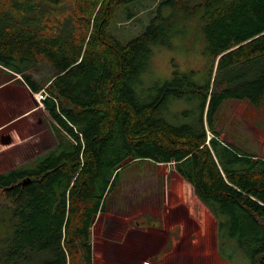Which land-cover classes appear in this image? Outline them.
<instances>
[{"label": "trees", "instance_id": "obj_1", "mask_svg": "<svg viewBox=\"0 0 264 264\" xmlns=\"http://www.w3.org/2000/svg\"><path fill=\"white\" fill-rule=\"evenodd\" d=\"M139 1L0 0V68L31 92L47 86L45 109L69 138L0 173V212L12 227L0 264H76L80 252L95 264L93 227L136 160L173 164L219 235L226 227L252 264H264V160L207 133L226 100L264 101V0H159L143 32L122 43L112 20ZM186 20L200 25L214 84L175 72L146 95L141 77L154 47L171 48ZM177 99L197 103L192 121L171 122Z\"/></svg>", "mask_w": 264, "mask_h": 264}, {"label": "rangeland", "instance_id": "obj_2", "mask_svg": "<svg viewBox=\"0 0 264 264\" xmlns=\"http://www.w3.org/2000/svg\"><path fill=\"white\" fill-rule=\"evenodd\" d=\"M158 1L141 0L118 9L110 32L122 43L138 36ZM177 31L171 48L154 47L150 69L141 77L140 91L146 95L155 94V85L173 79L175 72L192 75L200 84L211 77L214 84L217 67L205 54L200 25L196 20L182 21ZM11 78L0 69V127L5 125L0 131V173L34 161L68 138L20 76L2 86ZM196 109V102L177 99L168 106V114L172 123L184 124L193 120ZM207 133L210 140L216 135L237 151L264 160V101L256 106L248 100H226L215 115L213 130L207 123ZM5 202L0 197V205ZM2 213L1 243L12 233L10 213ZM96 222L92 233L95 264H252L238 241L227 237L226 227L219 235L216 219L173 164L130 161L107 199V213ZM113 224L116 232L110 245L105 235ZM76 264H83L81 252Z\"/></svg>", "mask_w": 264, "mask_h": 264}, {"label": "built area", "instance_id": "obj_3", "mask_svg": "<svg viewBox=\"0 0 264 264\" xmlns=\"http://www.w3.org/2000/svg\"><path fill=\"white\" fill-rule=\"evenodd\" d=\"M33 95L37 100V102H39L40 104L44 103V101H46L49 98V94L46 89H43L38 93H33Z\"/></svg>", "mask_w": 264, "mask_h": 264}, {"label": "crops", "instance_id": "obj_4", "mask_svg": "<svg viewBox=\"0 0 264 264\" xmlns=\"http://www.w3.org/2000/svg\"><path fill=\"white\" fill-rule=\"evenodd\" d=\"M1 70H2V68H0ZM6 75H7V73L4 71V70H2ZM14 79L16 80V78H11V79H9L8 81H4V83L2 84V86H5V85H7V84H10L11 82H13L14 81ZM27 89L28 90H30L28 87H27ZM40 104V103H39ZM44 103H42V104H40V105H42L41 107H43L44 105H43ZM15 122V120H13V121H11L9 124H11V123H14ZM8 124V125H9ZM8 125H6V127H8ZM3 128H5V125L4 126H2V127H0V131L1 130H3ZM3 139V138H2ZM3 140H5V142H6V145H10L11 144V142H9L7 139H3ZM179 176V175H178ZM180 177V176H179ZM181 178V177H180ZM202 203V202H201ZM158 226V225H157Z\"/></svg>", "mask_w": 264, "mask_h": 264}]
</instances>
